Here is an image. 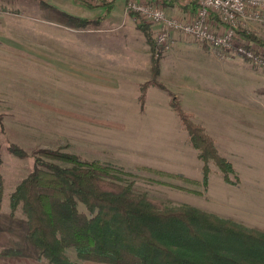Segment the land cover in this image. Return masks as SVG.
<instances>
[{"label": "rangeland", "instance_id": "1", "mask_svg": "<svg viewBox=\"0 0 264 264\" xmlns=\"http://www.w3.org/2000/svg\"><path fill=\"white\" fill-rule=\"evenodd\" d=\"M82 1L86 3L0 0V16L8 12L19 17L15 28L22 33L17 37L21 43L38 42V61L25 59L11 64L7 59V68L18 71L15 75L0 74V174L4 185L0 202V264H50L27 238L28 218L23 205L14 211L10 206L11 194L34 168V153L38 155V149H56L123 169L131 175L118 174L121 183L133 181L135 190L148 193L163 207L191 205L210 212L211 183L223 177L222 171L210 161L209 182L203 184V163L182 126V132L171 131L175 143L168 144L165 140L166 145L159 146L162 154H153L148 148L143 150L147 142L140 133L112 126V118L130 126L131 120H144L147 116L141 113L145 104L141 107L136 98L138 80L144 74H129L122 71L121 65L122 60L153 62L151 46L139 25L147 26L155 41L157 32L128 13L129 0H119L107 22L81 27L68 14L96 19L103 15L104 3L109 0ZM162 4L180 10L183 13L177 15L180 17H193L197 6L196 0ZM121 17L122 21L116 24ZM244 30L243 40L264 50V27L252 22ZM156 57L163 69L157 78L168 88V91L158 89L165 101L170 91L175 92L184 108L195 112L191 113L193 119L196 116L214 135L219 152L231 161L228 156L237 152L233 151V145L227 144L226 122L253 123L256 127L264 123V69L234 50L213 48L183 34L174 36L170 50L159 53L156 50ZM84 63L93 72L88 83L83 80L81 70L77 73ZM132 108L136 112H131ZM105 125L108 127L104 128ZM251 131L256 136L261 132L259 128ZM13 143L28 155H16L10 148ZM170 151V157L163 155H169ZM42 159L59 163L46 156ZM155 159L161 160L153 162ZM232 164L234 172L227 182L237 184L240 179ZM251 164L264 167L263 162ZM79 208L85 211L84 204L80 203ZM69 256L77 263L75 250L70 249Z\"/></svg>", "mask_w": 264, "mask_h": 264}, {"label": "trees", "instance_id": "2", "mask_svg": "<svg viewBox=\"0 0 264 264\" xmlns=\"http://www.w3.org/2000/svg\"><path fill=\"white\" fill-rule=\"evenodd\" d=\"M115 2L106 1L105 15L96 19L68 17L81 27L98 24ZM128 13L137 17L134 12ZM139 27L153 56L152 78L141 85L143 106L148 87L168 88L157 78L160 60L156 57V41L147 26ZM170 97V105L203 163V184L209 182L210 161L230 182L232 162L219 152L213 136L193 119L179 97L171 91ZM10 148L18 156L28 155L15 143ZM36 153L34 168L11 194L10 206L14 211L23 205L28 218L27 238L50 264H74L70 249L76 251L80 261L107 264H264V229L196 206L163 207L148 193L135 190L133 181H119L118 174L130 173L99 160L56 149H38ZM42 156L59 163L43 160ZM3 186L0 174V202ZM80 203L85 211L79 208Z\"/></svg>", "mask_w": 264, "mask_h": 264}, {"label": "crops", "instance_id": "3", "mask_svg": "<svg viewBox=\"0 0 264 264\" xmlns=\"http://www.w3.org/2000/svg\"><path fill=\"white\" fill-rule=\"evenodd\" d=\"M118 1L119 0H116L113 9L104 17L101 23L107 22V19L111 18L112 12L115 11L116 6L118 5ZM159 1L163 3L166 0H159ZM121 2L123 3V1ZM170 4L172 5L173 3ZM165 7L167 8V6ZM194 9L196 10V6L194 7ZM104 10L105 11L103 15H105L106 12V9ZM167 10L175 15L183 14L180 13V10H178L177 8L175 9L167 8ZM172 10L175 13L172 12ZM32 17L34 18L38 16L33 15ZM127 17L129 19H132L130 15H127ZM16 19H19V17L13 16L8 12L0 16V74L8 73L12 75L13 73V75H15L17 73L18 69L13 70L7 68V62L13 64V63H18L19 61H23L25 59L26 60L33 59L35 61H38V42H33V41L26 42L28 43V45L21 43L22 41H20L17 37L19 34L22 33L20 30L15 28V26L17 27ZM121 21H122V17L120 18V20L116 22V24L120 23ZM27 51H32V52L30 53ZM7 59H9V61ZM6 60L7 62L5 63ZM129 60H133V59H129ZM122 61H123L122 62L123 64L121 65L123 66L122 71L137 76L144 74L143 77H141L138 80L139 83L137 84V88H136L139 89V95L137 94L136 98L137 100L138 99L140 100L141 85L150 78H152L153 62L151 60H147V62L146 61L141 62L138 59L137 60L134 59L129 63H125L126 60H122ZM85 63L84 65H82L81 69L77 70V73L81 70L83 74V80H87L86 83H88L90 81V74L93 72L90 69L89 65H85ZM161 65L162 63L159 62V66ZM2 66L4 67L2 68ZM75 71L76 68L73 72ZM162 71L163 69L160 67L159 75L163 73ZM103 72L104 71L99 70V73H103ZM67 73H70L69 70ZM96 73L94 74V76L99 77V75ZM158 89L162 91H167L157 86H150L147 89L146 97H148V100L145 101L144 103L145 107L143 111H141V113H147V116L145 117L144 120L140 118L137 120L135 119L131 120L130 126L129 124L123 125V123H117L115 118H112V120H110L112 126H114L118 130H132L138 134L140 133L141 136H144L147 142L146 143L147 147L143 148V150H145L146 148H148V150L152 149L153 154L164 153L163 149H160L159 146L166 145L165 140H167L168 144L169 141L170 144L176 142V138L174 137H173L174 141L172 142L171 139L172 130L182 132L180 130L181 129L180 120L177 119L178 115H176L177 114L176 111L170 105V98H171L170 92H169V98L167 99L169 105H166L167 100L165 101V97L162 96V93L158 91ZM209 100H211L212 101L211 103L215 105V100L213 101L212 98H210ZM216 101L218 100L216 99ZM181 103L184 107L185 105L184 102L181 101ZM200 103H202L200 105H203L204 101ZM136 108L135 109L132 108L131 112L133 113L136 112ZM213 108L214 107H212L211 110H213ZM188 112L193 114L195 113L192 110H189ZM126 113H129V111H126ZM194 119L195 121H198L196 116L194 117ZM198 122L204 125L203 122L201 121ZM102 125L103 124H101L100 126ZM105 127L108 126L105 125L104 128ZM255 128H259V130H261L259 136H256V134L252 133L251 131V130L254 131ZM226 129H227V144L233 145V151L237 152L236 155L233 154L228 157L234 163V166L237 170L236 174L239 177L240 182L237 184L228 183L227 181H225L224 177H221L216 183H211L210 212L218 214L225 218L233 219L236 222L244 224L249 227L264 229V167L263 165L262 167H260L261 164H259L257 167H254V165L251 164L255 162L264 163V123H260L258 127H256L253 123L226 122ZM236 130L242 132L240 133L237 132ZM183 133L185 132L183 131ZM211 135L214 136L213 134ZM163 155L170 157L172 155V152L170 151L169 155L167 154H163ZM254 159L256 161H253ZM160 160L161 159H155L153 160V162H157ZM237 165H239L240 168L236 167ZM243 167L244 169H241ZM76 262L77 263L74 264H107V263H96L89 261H79L78 259Z\"/></svg>", "mask_w": 264, "mask_h": 264}, {"label": "built area", "instance_id": "4", "mask_svg": "<svg viewBox=\"0 0 264 264\" xmlns=\"http://www.w3.org/2000/svg\"><path fill=\"white\" fill-rule=\"evenodd\" d=\"M157 1L129 0L126 8L136 14L138 21L156 29L158 53L170 50L174 36L183 34L213 48L234 50L264 69V50L241 37L252 22L264 27V0H196L193 17L171 14ZM166 1L176 3L179 0Z\"/></svg>", "mask_w": 264, "mask_h": 264}]
</instances>
